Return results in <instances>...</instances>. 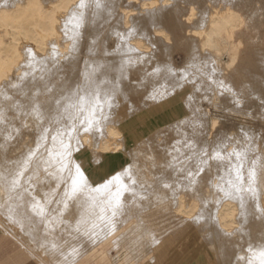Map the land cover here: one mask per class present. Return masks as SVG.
<instances>
[{
	"label": "rangeland",
	"instance_id": "1",
	"mask_svg": "<svg viewBox=\"0 0 264 264\" xmlns=\"http://www.w3.org/2000/svg\"><path fill=\"white\" fill-rule=\"evenodd\" d=\"M17 1H19V0H0V2H1L0 4L1 5L3 4V6H4V4L6 6H12L11 4H13V2H17ZM21 1H22V3H25L28 0H24V1L21 0ZM41 1H44L47 4L39 2L36 6L39 9L53 8V7H56V5L58 4L56 0H41ZM141 1L142 0H80V1H78L77 5L72 9V12L68 11L65 14V16L62 19V22H61V20H57L56 25L59 24L57 26H60V24L62 23L60 30H55V32H54L55 35L53 37H49V40H48V37L46 38V41L50 46L49 45L46 46L47 48L45 47L46 49L42 53H40V52L39 53H34V52L32 53L30 51L31 49L26 48L22 45L18 46L17 50L14 51L15 53L10 52L11 55H12V53L14 54V58H15L14 63L11 65V67L13 69L11 68V70L6 72V75H8V77H4V78L0 79V87H2L3 91H4V89L6 91V89H8V87L5 86L3 88V85L5 84L4 82L6 81L9 83V82H11V80L12 81L15 80V83L19 82L20 84H22V82H23L24 83V84H22L23 86H25V84L27 82L26 85L29 84L30 86H33V87H30V86H28V87H29V89L31 88L30 90H32L34 92H32V97H31L30 96L31 92L30 91L28 92V90H29L28 87H26L27 89H25V91L27 90L26 92H28V94H27V93H25V91H23L24 93H22V91L19 90V87L17 86L18 87L17 90L19 91V92L17 91L19 93V95H18L16 93V90H15L17 87L16 88L12 87V89H8L10 92L8 94V96L3 95V93L0 91V97H1L0 102L4 101L3 104H5V103L9 104L11 101V104H12L13 100H16L14 102V104L17 103L18 106H20V104L22 102L18 103V100H17V99H20L19 101H23V102L26 101L25 103H22L21 105L25 104L24 107L27 108L28 106L31 107V104H32L29 101L38 100L39 105H42V103L44 104V102H45V104L48 105L46 107L47 108L49 107V109L45 112H49V110H50V105L48 103L50 101V100H48L49 96H50V95H48V94H50L49 92H51V95L53 92L55 93V95H54V93L52 95V98H53V96L54 97L57 96L58 91L61 88H64L66 86L69 87L70 85L71 86L75 85L74 86L75 89L73 88V91L74 90L76 91L77 86L79 87V91L83 90L82 86H85L87 83L86 81H89V78H90V77H87L88 79L85 80V78L83 77L84 73L86 72L85 76H89L87 72L89 70H91L89 72V74H90L94 70L93 68H92L93 70L90 69L92 67L91 65H90L91 67L89 65L87 66L88 58L94 57L95 59H97L96 63H94L95 68H96V64L98 67L96 69V73L107 74L105 71H107L109 73L110 77L108 79H106V78L103 79L101 77L103 74L100 75L101 78L97 74L98 81H97V78H90L91 83H94V81L96 83V81L99 82V79L101 81L103 79L104 82H102V84L106 83V81H108L107 83H113L115 81L114 84H116V82L117 83L120 82V80H121L120 66L122 64H125V62L128 61L129 59H131L134 62H138L139 67H136L135 64L133 65L134 68H141L142 69V72L137 71L138 72L137 75L142 77L145 80H148V78L150 76L151 80L149 83H150L151 87L156 88V89H160L161 91H163L164 89H168V90H170V92L177 93L172 99H170V100H173V102H174L173 109L170 111V109H169L170 106L166 102L156 104V103H152V102L147 101L145 98L144 92H138V91H136L134 86L129 85L128 87L131 91V100L135 105V111H131L129 109V106L127 103L119 104L118 102L113 101L115 103V104L113 103L115 105V107L114 108L111 107L110 112L104 114L103 119L106 122L105 126L108 127L109 125L115 124V125H113V127H115V134L114 135H107V133L105 132L106 127L103 129L104 134L102 133V135L99 137L100 138L102 137L101 139H105L106 142L108 141L110 143V145L108 142H107V145L110 148L109 149H100L101 152L105 155L120 154L123 152L127 153V154L129 153L130 163L135 164V166L130 164L131 168L132 169L135 168L134 172L136 173L140 167L141 170L143 171V174H140L138 176L136 175L135 177L137 178V180H134L133 178L131 179L130 177H128V180H130V181L133 180L134 183L136 184V186L139 187L140 191H142L145 194H140V193L135 192V191L130 192V193H128V192L125 193L123 200L125 202L128 200L126 202L127 205H128V202H130V204H129L130 206L126 205V210H129V211H126V213L125 212L115 213L116 216H114L111 219V221L107 220L106 224L103 223L100 227H97L94 232L89 230L88 224H87V227H85L86 229L88 228L87 231L85 230V228H82L80 232H87L88 236L89 235H93V236L95 235L94 237L93 236H91V237L86 236V238H91V239L85 240L86 241L85 247L87 248L89 244H90L89 245V247H90L91 241L93 242V240H96L97 238L99 239L100 238L99 236L104 235V233H106L107 231H110L112 228H114V226H117V224L118 225L122 224V221H126L125 219H127V221H128L131 219V217H134L133 222H137L136 218L138 220L139 215L142 216L141 218H143L145 220L152 219L153 216H151L150 212L153 213L152 215L155 214L154 218L160 219V220L163 219V216H166L168 214V212L166 213V210L164 211V209L160 210V211L157 210V211H159L158 213L156 212V210H152V211L147 212L146 214L145 213L143 214L144 211H142V210H145V209H143L144 208L143 206H145L146 204L149 205V203H152L153 201H155L156 199L152 200L153 197H155V195L156 196L157 195L162 196V197L164 196L163 199L161 198V200L167 199V202L169 201V203H170L173 201V204H174V203H176L175 200H178L179 195L184 196L183 194L185 193L187 195H185V198L183 199V206H186L189 203L191 210L194 211V213H192L191 215L192 216L195 215V212L197 214L196 218H195L196 220L194 218H191L189 220L190 221L189 223L191 224L190 227L193 225L191 223V221L195 220V221H193V222H195V225L197 223L196 226L193 225L194 228L191 227L193 229V231H191L190 233H194L195 231L197 232V230H198V233L204 232V233H201V234H203V236L198 237L196 235H192V239H188V238L186 239L187 235L184 233L183 230L180 229L181 226L178 224L177 221H176L177 222L176 226L174 224V223H176L175 220L173 221L174 223L171 221L172 224H174V226L177 227V229H176V228H170V227H172V224L170 227H167L165 225V222L164 223H162V222L157 223V221L154 220V222L156 221L155 223H157V224L153 223L155 225V229H153V232H155L154 234L157 235L159 232H160V234L163 232L164 235L176 233L177 239L175 238L174 239L175 241H172L173 240V238H171L173 235L172 234V235H168V236H170V238L167 237L169 239L168 241H170V239H171L172 245L179 246V245H177L178 242L181 240H184L185 243L183 241L182 242L186 246V248H185L184 244L181 242V244H183L184 250H186V252H184L183 248L180 249L182 247V245H181V247L179 246L178 248H176L175 246H172L170 244V242H167V240L165 242V238H163L164 240L163 239L158 240V242L160 243L163 240L166 244L162 243L163 241L161 242L162 244L160 243V245L158 243L156 244L157 241L155 242V244L153 242L152 244L157 245V248H158V246H163L161 248L159 247L158 250H160L159 252L162 251L161 253L166 255V256L169 255L168 257H166V256L164 257V255L159 253L158 250H157V252H158V254H157V252H156L157 248L152 247L154 245H151V244H150L151 246L148 245L151 248L148 247L147 245H145V248H148L151 250V252L153 254V259L154 260L158 259L157 263L160 262V263H164V264L165 263L166 264L167 263L173 264L176 262V264H177V261H178V264H200V263L202 264L204 259L206 260V258L203 257L204 255H202L201 252L208 253L209 251L212 250L213 247L214 248L217 247V251L212 250L213 253L211 252L212 257L214 259L213 264H224L223 261L226 262L227 259L228 260L231 259L234 253L240 257H245L244 258L245 261H249V262H251V264H264V257L260 256V252L264 251V223H263V221H264V219H263L264 218V184H263L264 183V139H262V136H264V0H252V1L251 0H245V1H243L244 7L239 5L242 0H239L238 2L236 0L235 1L234 0H230V1L229 0L228 1L227 0L226 1L225 0H216V1L215 0H211V1L210 0H207V1L206 0H180L177 3L178 6H168V8H164V10L159 11L160 14L156 13L157 15L151 14V11L141 12L142 8L138 5V2H141ZM208 1H210V2H208ZM232 1H234V3H238V4H236L235 7L240 12L237 14V17H236V23L235 24L237 26L234 30L235 33L232 36H226V41L228 43L229 52L223 54L222 65L220 68L219 66H217L215 64L214 60H212L211 57H209L208 53H205V55L207 56V57H205V55L202 53V51L198 50L196 48V46L195 47H193V46L185 47V46L181 45L180 41L183 40L182 36H184V33H183V29L180 28L178 24L183 26V23H185L184 20L186 19V15L188 14V11L186 12L184 10L189 9L191 6L197 8V16L194 17V20H195V23L198 22L196 24L199 26L200 24L204 23L208 17V16H206L207 15L206 12L208 10V7L210 9L212 7H215V5L216 6H223V3L224 4L226 3V5L227 4L230 5ZM130 2H133V3H130ZM8 3H11V4L9 5ZM234 3H232L231 5L233 6ZM97 4H100L101 7L98 8ZM127 4H132V5H134V7L131 8L132 9V12H131L132 18L129 19V25L126 26L123 23V18L120 17V14H121V9L123 7H124L123 9H126V7L128 6ZM1 5H0V7H1ZM246 5L247 6L249 5L250 7H252V9L251 8L249 9L248 7H246ZM20 6H21V4H20ZM23 8L25 9V16L28 18L29 21L30 20L31 21H37L38 25L44 24L45 20L42 18V16L35 14V12L32 11V8H30L28 6H24ZM247 8H248V10H246ZM13 11L14 10H12V12ZM182 11H184V12H182ZM178 12H180V13H178ZM75 13H79L81 18H80V16L76 17ZM57 14H58V17L61 18V16L59 15L60 10L57 12ZM72 14H74V15H72ZM71 15H72V17L70 18ZM75 17H76L75 23L77 22V24H75V23L72 24L70 21H72V18L74 21ZM78 18H79V21H78ZM69 19H71V20H69ZM237 21H238V23H237ZM76 25H77V27H76ZM183 27H185V26H183ZM73 28L75 29L74 31H73ZM132 29H135V31H133ZM185 29H187V28L185 27ZM91 30L92 31L94 30V31L92 32ZM160 30L163 31V33H159ZM229 31L231 32V29H229ZM117 33H119V37H117ZM170 33H171V35H170ZM89 35L91 37H89ZM135 35L139 36V39H141L145 43V46L148 44L147 47H149V48L147 51H149V53L146 54L144 52L137 51V50H135L136 47L129 46L130 44H132V42H131L132 39L130 40L129 38L132 36H135ZM162 36L166 39L167 42H170L169 43L170 47H168L163 42ZM172 37L174 40L172 39ZM175 37L177 38V42L175 41L176 40ZM92 38L93 39L96 38L95 39L96 42L93 41ZM59 39H60V41H59ZM0 40H2L5 44H10L12 42V30L10 28L0 29ZM51 40H55L54 42H56V43H54ZM89 40L95 42V44L92 42H89ZM48 41H50V42H48ZM51 42H53V43H51ZM174 42H176V43H174ZM61 43H62V45H61ZM192 43H194V42L192 41ZM87 44H88V46H87ZM113 44L115 46L110 47ZM89 45L90 46L92 45V46L90 47ZM96 46H97V48H96ZM52 47H54V48L56 47L58 49L54 50V48L52 49ZM89 47H90V53L88 52ZM62 48L65 51L63 53L58 52V50L60 51V49L63 50ZM91 49H93V50L95 49L94 50L95 52L93 50H92L93 51L92 52ZM25 51H26V53H25ZM27 52H29V53H27ZM93 53H95V54L97 53V54L95 55ZM231 54H233L235 56V62L234 63H232V61H231ZM31 55H33V56H31ZM88 55H91V56H88ZM25 58H27V59H25ZM67 61H68V63H67ZM23 62L26 64H24ZM60 62L63 64H61ZM72 62L75 64H73ZM168 62H174L175 66H171L170 64H168ZM58 64H59V66H58ZM100 66H103V67L106 66L107 69L104 68L103 70H101ZM39 67H41V68H39ZM87 67H90L89 70L86 69ZM15 68L17 69L16 73H15V71H16ZM72 68L74 69L73 71L70 70ZM84 68H85V70H84ZM30 69H32V70H30ZM62 69H63V71H62ZM156 69H159V72H157ZM223 69H224V71H223ZM37 70H39V71H37ZM48 70H49V72H48ZM99 70L101 73L99 72ZM227 72H229V73H227ZM26 73H27V75L25 76ZM96 73L94 72V74H96ZM221 73L222 74L225 73L224 74L225 77H224V75H221ZM43 74H45V75L43 76ZM51 74L56 75V76H53ZM57 75L59 77L61 76L59 79H61V78L62 79L61 80L57 79L58 78ZM125 75H127L126 70H125ZM22 77H24V78L21 79ZM82 77L84 78V80ZM112 77L114 78L113 80H111ZM31 79H32V82H31ZM48 79H50V80H48ZM109 79L111 80L110 82H109ZM92 80H93V82H92ZM28 82H31V84H33V85H31ZM35 82H36V84H34ZM44 82L47 83V85L50 84L51 88L49 87V85L48 86L45 85ZM84 82H86V83L84 84ZM17 84H15V85H17ZM55 84H57V85H55ZM61 84H62V87H61ZM44 85L47 87H45ZM10 86H9V88H10ZM41 87L43 90L41 89ZM226 87L233 89V92H235V96L242 100L243 107L237 108L235 106V104L233 103V99H234L233 94L226 92L224 90ZM47 89L49 90V92L47 91ZM12 92H14L15 95ZM80 93H81V97H82L83 92H80ZM10 94H12V96H10ZM21 94H22V98H21ZM33 94H35V96ZM186 94H189L191 96L192 100L194 101V103L191 105V107L188 108V113L186 112V109H185V99L184 98H185ZM39 95H41L43 98ZM24 96H26V98ZM38 96L40 99L38 98ZM12 97H14L15 99ZM256 97H259V99H257ZM32 98H33V100H31ZM52 98L50 96V99H52ZM103 98H104V95L102 93V94H100V98H99L100 104L99 105L104 104V102L102 100H100ZM42 100H45V101L42 102ZM33 102L36 103L37 101L36 102L33 101ZM6 104L2 106V104L0 103V105H1L0 109L6 108V107H4V106H7ZM11 104H9V106ZM17 104H15L16 106L14 105L13 108L9 107V108H11V110L8 109V112H7L8 116L3 114L4 118L6 116L8 117V118L6 117V120H4L3 116H1L0 119L4 120L6 122L4 125V121H2L1 124H3V126H7L8 123H12V122H14V124L17 123L16 127H14V124L12 123L13 127H14L13 132L15 131L18 138L22 137L23 141H24V139L26 141L27 139L34 138V136H35V138L38 137V135L41 134L40 131H44V130L52 131L53 129H56L57 127H60L62 130H66L68 128L67 126H69V124L73 123V121H74L73 119H63V120H60L59 123H55V124L51 123L49 121V118L45 117L46 115H49V113H44V111L42 110V108H43L42 107L41 108L42 114H43V117L46 118V120L43 121L42 120L43 117H42L39 119V122H41V123H37L38 120L36 121V123H34L37 118L34 115H32L33 111L30 110L32 108L29 109L30 113H31L30 114L29 112L25 111L22 106L19 107L20 109H22V111L24 110L23 112L27 113V115H26V113L18 112L17 111L18 109H15V107H18ZM116 106H120V107L116 108ZM33 109H34V107H33ZM193 109H195V111H193ZM2 111H4V109ZM61 111H63V110H61ZM72 111H74V110H72ZM5 112L6 111H4L3 113H5ZM206 112L208 115L206 114ZM28 113L30 116H34L35 118L32 117V119L31 118L28 119V117H27ZM9 114L12 116H10ZM22 114H23V117H22ZM83 119L81 118L80 121ZM29 120H31L32 122ZM40 120H42V121H40ZM23 121L25 123H21ZM129 121H131V122H129ZM19 122H20V124H19ZM128 122L130 124H132V126L134 127V130L137 134L138 141H134L132 143H126V142L124 143V140L127 138V135H125L126 136L125 139L123 137H125L124 134H127V133L123 129V127ZM31 123H33V124H31ZM42 123L45 124L43 127L40 126L38 128V125H36V126L34 125V124L40 125ZM83 123L85 124V122H83ZM17 125H19L18 126L19 127L18 132L21 131V134H22L21 136L19 135L20 133L16 132L18 130V129H16ZM206 126H208V127H206ZM11 127H12V125H11ZM20 127H21V129H20ZM2 129H3V127H2ZM29 129H30V131L33 129V131H32L33 133L28 131ZM39 129H40V131H39ZM3 130H5V129H3ZM3 130H2V132H3ZM205 130H209L212 133V137L216 138L215 142L212 140L213 141L212 143H209V144L205 143L204 144V142L201 141L202 137L207 136L205 134ZM38 131H39V133H38ZM16 134H15V136H16ZM28 134H30L31 136H28ZM226 134L228 135V139L223 140V145H226V149H224L221 145V139ZM86 135L89 137V140H88L89 143L88 142H87L88 144L85 143V146L88 145L89 148H93L95 146L94 139L99 138V137H95L92 133H87ZM3 136L5 137V135H3ZM51 138H52V136H51ZM190 141H194V142H190ZM134 143H136V145L138 144V146H136ZM28 145L29 144L27 142H24V145H22L23 147L20 145V148L21 147L22 148H21V151L19 150L18 153H20L22 155V154H24L22 152H26L27 150H30L29 148L33 147L32 149H34V145H29V146ZM100 146H103V144ZM26 147L28 148L27 150L23 149ZM46 147H49V145H46ZM123 149H125V150H123ZM0 151L3 153V150H0ZM205 151L212 152L213 154H215L216 151H220L221 156L224 157V159L217 160V161H209L208 164H205L203 162L206 159V157H204V155H203V153ZM1 152H0V154H2ZM84 153L86 154L87 152L85 151ZM230 153H239L241 155L239 158H237L236 155H230ZM9 154H11L10 156L14 155L12 150H10V152H8V156H9ZM1 159H3V158L1 157ZM1 159H0V161H1L0 167L5 163V165L3 167H5V166L10 167V165H11L12 168L14 166L18 168L22 165L25 170L27 169V171H30L31 168H34V165L25 164L26 161H23L22 159H20V157L18 158L19 160H17L18 161L17 165L14 164L15 161L10 162L8 160L9 163H7L6 161L3 162V160H1ZM107 160H109L107 162L109 164H111V166L108 164L109 170L114 169L113 167L118 164V161H114V160H110V159H107ZM13 164H14V166H13ZM209 164L211 165L210 167H209ZM237 167H239V170H240L239 174L242 177L241 182L237 180V171H236ZM25 170H24V172L26 173ZM189 172L196 175L197 183H199V184H197V183L193 184L190 179H186V176ZM15 177H17V176H14V178ZM27 177H25V175H24L23 179H21L22 178L21 176H18L16 178V180L13 179L12 182L15 183V185H13V187H12V185L11 186H6V185L8 183L10 184L11 181L9 179L12 180L13 177H9L7 179L8 181L6 183V180H4V179L1 180L2 176H0V181H4V182H0V184H2V183L5 184L6 188H9V189H10V187H12L10 190H13L15 188L20 189L16 186H20L21 189H24L25 185H26L25 184L26 180H29V181L32 180V181H30V182H32V184L33 183H36V185L38 184L37 185L38 191L34 192L35 194H34V197L32 196L33 198H31L29 196L30 200H31L29 202L32 205L28 204V206L32 207L34 204L37 205L36 203H38L39 200L44 201L43 203L46 204L47 200H45L46 199L45 197L52 198L50 200H52L53 202L51 201L52 203H50L49 207L46 208L47 210H45V213L47 214V216L45 215V213H43V220L44 221L41 220L42 215L39 212H37L38 214L35 212L36 211V210H34L35 208L34 209L29 208V211H30V209H33L35 212V214H33L32 213L33 211H32L31 212L32 214L30 216L28 215V217H27V218L31 219V216H32V219H34L32 221L30 219H28V221L30 220L32 222L31 224H29L30 222L26 223L25 222L26 219L24 218L25 215H23V213H20L19 217L24 222H21L19 224V227L21 226V224L25 223L28 225V227H26L27 225L23 224L22 225L23 227L25 225L24 229H26L27 232L33 231L32 233L34 234V230H33L34 228L33 227L36 226L39 229V230L37 229L36 231L41 230V234H40V232H38V234H37V235L40 234V236H36L37 239H39L41 237V235H43V234H47V233L49 234V232H47V230L50 231V234H49V235H51L50 237H52V234H54L55 231H57L56 233L58 235L57 234L53 235V236L57 235V238L56 239H55V237L54 238L52 237V238L55 239V241L58 243L60 241V243L63 242L65 244L64 245L62 243L63 246H61L62 244L60 245L61 247L59 246L60 248L65 249L64 250V252H65L64 256L66 257L67 260L64 257L62 258L64 261V264L74 262L72 260L73 258L70 257V255L68 254V250L66 247V245L70 246V243L73 242V238H74L73 232L70 231L73 228H69V227H72L74 224L77 226V225H79V223L80 224H83V222L85 223L86 220H88L90 218V216L93 220L95 218L98 219V214L100 216L99 220H101L105 216L104 213L101 214L100 209H97L96 213L93 212L94 210L79 209V211H78V209H75V211L80 213V220H78V213H75V212L72 213L70 211L72 208L65 207V205L63 203H66V201H67V203H68L67 205H70L71 202H69V201L76 200V198H78L80 196V191H77L72 196V198L69 199L65 195L64 192H62V193L54 192L55 190H57V186H58L57 184H56V186H54L55 188L54 187L52 188V185L47 184L48 182L46 183V182H44L45 181L44 180L42 185L45 183V186L48 185L51 187V189H50L49 187L47 188L44 186L45 188H47L45 190L44 187L40 186V184H39L40 182L38 183L36 180H34V178L31 179L30 177H28L30 179H27ZM58 178H62V177H60V175H59ZM254 178L256 181L254 180ZM55 179H56V176H55ZM18 180H19L20 184L16 182ZM23 180H25V182H23ZM211 181L215 182V184H218L221 187L224 186L223 187L224 189L222 188L220 190L219 188H217L215 190L213 188L214 183ZM237 181H238L239 185H238ZM50 182H52V180H50ZM69 182L71 183V181H69ZM208 182L210 184H208ZM235 183L240 187H238ZM165 184H168L170 187L165 188L164 187ZM211 184H212V186L209 188V186ZM196 185H199V186H196ZM241 185L243 186L242 188H241ZM5 186H3V188H5ZM200 186H202V187H200ZM231 186H233L232 187L233 189L235 188L234 191H232ZM253 186L255 187V189H253L254 188ZM193 187H195V188H193ZM226 187H229L231 189V192L234 193V196L231 193L232 194L231 196H233V198L236 197V199L240 200L241 202L245 201L246 202L245 204H248L246 206H251L249 208L244 207L245 209L244 208L241 209L242 213H239V215L242 216V214H244L243 216L244 217L246 216V218H244L243 216L242 217L240 216L238 218L239 222L235 225L237 231H235L234 234H231V235H233V237L229 241H226L225 239H223L225 237V235H224L225 233H223V232L217 233L220 230V228H218L219 227L218 224L216 222L215 223L210 222L211 217L208 218L209 216H213V214H214V216L212 217V221L215 220V218H216L215 215L218 211V210L215 211L217 208V205L215 203H217L216 200H218V197L216 195H218L219 197H221V199H223L224 196L222 197V195H224V193L222 191L227 189ZM237 187L240 188L238 190V191H240V193L237 192V189H238ZM244 187L245 188L248 187V188L245 189ZM196 188L198 189L197 191L195 190ZM211 188L214 189V191L217 194ZM259 188H261L262 191ZM21 189H20V191H18L19 194L16 191L15 201L17 200V202H19V203L23 199L20 196H22V195L24 196V194H27V196L29 195L28 192H26V190L21 191ZM42 189H43V191H42ZM193 189L195 190V192H198V191L200 192V194H199V192L197 193L198 197L196 196L195 192L193 193V191H194ZM173 190L177 192V193L174 192V194H176V196H177V194H179L178 197L175 196L176 198H174V194L172 193ZM211 190H212V192H211ZM252 190H254L255 192L257 191V192L254 193V191H253L252 192V193H254V195H253L251 193ZM235 191L238 193V196H237V193H235ZM258 191H259V193H258ZM249 193H251V195H253V198L248 197V196H251ZM239 194H244L243 197L245 196V198H247L246 199L247 201L243 200L245 198H243L242 195L239 196ZM17 195H18V197H17ZM144 195L146 196V198H144ZM199 195H201V197L204 195L202 198L203 199L206 198L207 200L206 199L205 200L207 203L210 202L211 204L212 203L213 204L211 205L209 203L210 206H209V204H208L209 207L206 206L207 205L206 202L202 201V198ZM211 195L214 197V199ZM246 195H247V197H246ZM258 195H259L260 199H258L259 198ZM261 195H262V198H261ZM13 196H14V194H13ZM127 196H128V198H126ZM171 196L174 198L172 201H170L172 199ZM9 197H10V194L8 195L7 198H9ZM25 197H24V199H25ZM53 197H55V198H53ZM208 197H212V198L208 199ZM20 198H21V200H20ZM35 198L38 200H36ZM168 198H169V200H168ZM251 198H252V200H251ZM253 199H254V201H253ZM28 200H29V198H26L25 200H23L24 202H22V203L24 204V203H26V201L28 202ZM54 200H55V203L57 202L56 204L54 203ZM149 200H150V202L148 203ZM159 200H160V198L157 200L158 204H160L158 206H161V201H159ZM213 200H215L216 202ZM252 201H253V203H252ZM135 202L136 203L140 202L139 204L137 203L138 206H140V207L136 208V211L134 209L135 205H136V204L134 205ZM144 202L146 204H144ZM167 202L165 200L164 203H167ZM247 202H250L251 204L247 203ZM254 202H255V204L257 203V205H255ZM1 203H3V201ZM58 204H60L61 206ZM141 204H144L142 206L143 207L142 209H141ZM204 204H206L204 206L206 209L202 206ZM253 204H254L255 208L252 207ZM35 205H34V207H35ZM169 205H171V204H169ZM20 206H21V204L17 208L22 209L23 206H21V207ZM40 206H42V205H39V207ZM211 206L212 207L214 206L215 208L214 207L213 208L215 210ZM131 207H133L132 209L134 211L131 209ZM59 208L60 209L66 208L65 214H64V211L63 212L59 211L60 210ZM166 208H167V206H166ZM208 208H210V210ZM13 209H15V208H13ZM138 209H140L141 212L140 211L138 212L137 211ZM207 209H208V211H207ZM212 209L214 210V213H212L213 212ZM247 209H249L252 213L249 210H248L249 211V213H248V211H246ZM202 210H203V212H202ZM48 211H49V213H48ZM0 212H1L0 215H2L3 217H5L7 214V212L2 210V209L0 210ZM42 212H44V211H42ZM199 212H200V214H199ZM208 212H210L212 214L210 215V213L208 214ZM62 213H63V215H61ZM93 213L96 214L94 216V218L92 217ZM148 213H150V216H148ZM162 213H164V214L166 213V215H164ZM201 213H205L204 215L202 214L203 216L207 215V216L203 217V220L205 222L202 219H200V218H202ZM160 214H161V218L159 217ZM21 215H23V216H21ZM48 216H50V218L52 220L50 218H48ZM67 216H69V217H67ZM247 216H248V218H247ZM198 218L200 219L198 221L199 224L197 222ZM47 219H50L51 221L49 220L48 221L49 223H48ZM113 219H115V220H113ZM201 220L204 223H206V222L208 223V221H209V223L204 224ZM35 221H36V223H35ZM41 221L44 222V223H42L44 225L47 222V224L49 226H51V224L53 223L54 226L56 225V228L53 226L52 230H55V229H57V230L51 232L50 228H52V227H49L47 224H46L47 228L45 226L43 227L41 225ZM33 222L35 223V225ZM50 222H51V224H50ZM166 222H168V220ZM200 222L204 224L205 228L202 227L203 224H201ZM60 223H62V224L59 227ZM88 223L93 224L94 222L91 223L88 221ZM69 224H71V225H69ZM97 224H99V223H97ZM93 225H90V226H93ZM152 225H151V227H152ZM177 225H179V226H177ZM185 225L186 224H184V227H185ZM207 225H209V226L211 225L212 228L210 229V227L209 228L206 227ZM40 226H42L41 227L42 229L40 228ZM140 226H142V225H140ZM21 227H20V229H22ZM61 227H62V229L64 228V230H66L65 228L70 229V230L68 229L66 231V232L70 231L72 234L71 236L73 237L71 240L72 242L70 241L69 244H68V242L71 239V236L66 237V239H65L64 234L65 235L67 234L66 236H69L68 233H70V232H68V233H66L65 231L61 232L62 231ZM117 227H119V226H117ZM132 227L134 229V230L132 229L133 231H137V232L140 231V230H135L134 225ZM135 227H136V229H139V226L136 225ZM144 227L141 229L144 230L146 228V227L145 228ZM178 227H180V228L178 229ZM184 227H182V229ZM90 228H92V227H90ZM43 229H44V232H43ZM146 229L148 231L152 230L150 228L149 229L146 228ZM146 229H145V231H147ZM45 230H46V232H45ZM143 230H141L140 232H142ZM72 231H74V230H72ZM215 231H216V233H214ZM60 232L63 235L60 234ZM90 232H92V233H90ZM210 232L212 235L210 234ZM59 235H60V237H59L60 240H58ZM76 236H77V234H76ZM206 236L209 237V240L205 238ZM79 237L80 236L77 237V240H81L82 236L80 238ZM83 237L85 238V234L83 235ZM203 237L205 238V240ZM101 238H103V237H101ZM200 238H202L203 240H201ZM62 239L63 240L65 239L67 241V243H65L66 241L65 240L63 241ZM148 240L150 241L151 238ZM186 240H189V242L192 240V242H195V245H197L199 247L193 245L192 242L188 243V245H187L186 242H188V241H186ZM229 242L231 243L230 245H229ZM201 243H203V244H201ZM163 244L166 246V248L164 247ZM204 244L209 246L207 248L208 251H205V249H204V251L202 250V248H203L202 246ZM224 244H225V247H224ZM105 245H107V247L104 246L105 249H107L108 247L109 248L113 247L111 240L106 242ZM132 245H134V249H136L135 246H137V243L135 245V243L133 242ZM132 245L130 243L129 246H132ZM187 246L189 248H191V249H188V251H187V248H188ZM79 247L83 248L84 246H82V244H81ZM142 247H144V246H142ZM48 248H49V246H48ZM152 248H153V250H152ZM162 248H163V250H162ZM169 248H170V250H168ZM210 248H211V250H210ZM219 248L221 250L220 252H219ZM224 248L226 249L227 252L228 251L230 252L232 250L230 252V256L226 257V259L222 258V252L225 251V250H223ZM105 249H95L96 253L92 254V256H97L100 253L103 254V257L107 256ZM179 249L182 250L183 253H186L187 256H184L186 254H183ZM192 249H194L193 253H196L197 255L192 254ZM167 250L169 252L174 250L175 252L174 251L173 252L177 253L176 258L173 255L175 262L174 261L171 262L172 257H171V259H169L173 252H171V254H169V252L167 253ZM240 250H241V252H240ZM52 251L54 252V250H52ZM189 251L191 252V255H188L189 253H187V252H189ZM214 253H215V255H214ZM216 253L219 255V257H218V255H216ZM231 253H233V254H231ZM160 254L165 259L161 258ZM180 254L182 256H180ZM47 255H49V254H47ZM156 255H157V257H156ZM158 255H160V256H158ZM68 256H69V259H68ZM178 256H180V258H178ZM198 256L201 257L200 258L201 260L198 259ZM158 257H160L161 260H159L160 258H158ZM217 257H218V259H217ZM176 259H177V261H176ZM107 260L109 261V264H113V263L116 264L115 262L112 263L109 260L108 256H107ZM218 260L219 261L221 260V261L219 262ZM148 264H152V263L148 262ZM208 264H209V262H208ZM242 264H243V262H242Z\"/></svg>",
	"mask_w": 264,
	"mask_h": 264
},
{
	"label": "bare ground",
	"instance_id": "2",
	"mask_svg": "<svg viewBox=\"0 0 264 264\" xmlns=\"http://www.w3.org/2000/svg\"><path fill=\"white\" fill-rule=\"evenodd\" d=\"M24 1V0H23ZM57 1V5H56V7H53V8H48V9H39V8H37L36 6H37V4L39 3V2H41V3H46V2H44V1H41V0H28V1H26L25 3H22V1L21 0H19V1H17V2H13V4H11V3H8L9 5L11 4L12 6H6L5 4H4V6H3V4L1 5V7H0V29H3V28H10L11 30H12V42L10 43V44H5L2 40H0V79H2V78H4V77H8V75H6V72L7 71H9V70H11V65L14 63V61H15V58H14V54L12 53V55L10 54V52H14V51H16L17 50V48H18V46L19 45H22V46H24V47H26V48H29V49H31L30 51L33 53H42L47 47L46 46H48L49 44L47 43V41H46V38L48 37V40H49V37H53L55 34H54V32H55V30H60V27H61V25H62V23L60 24V26H57V25H59V24H57L56 25V22H57V20H61V22H62V19H63V17L65 16V14L68 12V11H71L72 12V9L77 5V3H78V1H80V0H56ZM180 0H142L141 2H138V5L142 8V11L141 12H146V11H151V14H153V15H157L156 13H158V14H160L159 13V11H161V10H164V8H168V6H178L177 5V3L179 2ZM207 1V0H206ZM211 1V0H210ZM210 1H208V2H210ZM216 1V0H215ZM226 1V0H225ZM228 1V0H227ZM230 1V0H229ZM235 1V0H234ZM234 1H232L231 2V4L232 3H234ZM237 2L239 1V0H236ZM243 1H245V0H242L241 2H240V4L239 5H241V6H243L244 7V2ZM252 1V0H251ZM250 1V2H251ZM207 2V3H208ZM214 2V1H213ZM224 2V1H223ZM222 2V3H223ZM1 3V2H0ZM130 3H133V2H130ZM137 3V2H136ZM218 3V2H217ZM20 4H21V6H20ZM47 4V3H46ZM229 5V4H227L226 5V3L224 4L223 3V6H216L215 5V7H212V8H210L209 9V7H208V10H207V12H206V16H208L207 17V19L205 20V22L204 23H202V24H200L199 26L196 24V23H198V22H196L195 23V20H194V17H196L197 16V8L196 7H190L189 9H186V10H184V11H188V14L186 15V19L184 20V22L185 23H183V26H185L187 29H185V27H183V26H181L180 24H178L179 25V27L180 28H182L183 29V33H184V36H182L183 37V40L182 41H180V43H181V45H183V46H185V47H191V46H193V47H195L196 46V48L198 49V50H200V51H202V53L205 55V53H208L209 54V57H211V59L212 60H214V62H215V64L217 65V66H219L220 68H221V65H222V56H223V54L224 53H227V52H229V49H228V43H227V41H226V36H232L234 33H235V28H236V17H237V14L240 12L235 6H236V4H238V3H234L233 4V6L232 5ZM128 5V6H127ZM125 7H126V9H121V14H120V17H122L123 18V23L127 26V25H129V19L130 18H132V14H131V12H132V9L131 8H133L134 7V5H132V4H127ZM24 6H28V7H30V8H32V11L33 12H35V14H38V15H40V16H42V18L45 20L44 21V24H42V25H38L37 24V21H29L28 20V18L25 16V9L23 8ZM40 6V5H39ZM212 6V5H211ZM246 7H248L249 9L251 8L252 9V7H250L249 5L247 6L246 5ZM248 8L246 9V10H248ZM12 10H14L13 12H12ZM60 10V16H61V18L60 17H58V14H57V12ZM173 10V9H172ZM257 10V9H256ZM184 11H182V12H184ZM178 13H180V12H178ZM72 15H74V14H72ZM72 15L70 16V18L72 17ZM75 15H76V17L78 16H80V14L79 13H75ZM240 15V14H239ZM256 15V14H255ZM76 17H75V19H74V21H73V18H72V21H70L72 24H74L75 23V20H76ZM38 18V17H37ZM80 18H81V16H80ZM41 19V18H40ZM69 20H71V19H69ZM78 21H79V18H78ZM43 22V21H42ZM182 23V22H181ZM237 23H238V21H237ZM75 24H77V22L75 23ZM38 25V26H37ZM176 25V24H175ZM75 26V25H74ZM76 27H77V25H76ZM79 28V27H78ZM94 29V28H93ZM229 29H231V32L229 31ZM75 29L73 28V31H74ZM9 31V30H8ZM92 31V30H91ZM94 31V30H93ZM92 31V32H93ZM58 32V31H57ZM91 32V33H92ZM168 32V31H167ZM72 33V32H71ZM159 33H163V31H159ZM69 34V33H68ZM73 34V33H72ZM94 34V33H93ZM92 34V35H93ZM10 35V34H9ZM95 35V34H94ZM170 35H171V33H170ZM89 37H91L90 35H89ZM88 37V38H89ZM93 37V36H92ZM160 38V37H159ZM162 38H163V42L168 46V47H170V42H167L166 41V39L162 36ZM176 38V37H175ZM58 39V38H57ZM93 39V38H92ZM96 38H94L93 39V41H95L96 42V40H95ZM130 40L132 39V44H130L129 46H131V47H136V49L135 50H137V51H140V52H144V53H149V51H147L148 50V48L149 47H147L148 46V44L145 46V43L141 40V39H139V36L138 35H135V36H132V37H130L129 38ZM172 39H173V37H172ZM232 39V38H231ZM91 40V39H90ZM89 40V42H92L93 43V41H90ZM174 40V39H173ZM51 41H55V40H51ZM59 41H60V39H59ZM65 41V40H64ZM176 42H177V38H176V40H175ZM192 41L194 42V43H192ZM231 41V40H230ZM48 42H50V41H48ZM53 42H51V43H53ZM176 42H174V43H176ZM54 43H56V42H54ZM147 43V42H146ZM58 45V44H57ZM61 45H62V43H61ZM94 45V44H93ZM175 45V44H174ZM50 46V45H49ZM87 46H88V44H87ZM90 46V45H89ZM92 46V45H91ZM90 46V47H91ZM46 47V48H45ZM90 47H89V53H90ZM234 47V46H233ZM54 47H52V49H53ZM96 48H97V46H96ZM237 48V47H236ZM55 49H58V48H54V50ZM63 49V48H62ZM48 50V49H47ZM93 49H91V51H92ZM95 50V49H94ZM93 50V51H94ZM27 51V50H26ZM26 51H25V53H26ZM65 50L63 49V50H61L60 49V51L58 50V52H61V53H63ZM92 51V52H93ZM95 52V51H94ZM15 53V52H14ZM27 53H29V52H27ZM93 54H95V53H93ZM97 54V53H96ZM95 54V55H96ZM239 54V53H238ZM25 55V54H24ZM27 55V54H26ZM31 56H33V55H31ZM88 56H91V55H88ZM230 56V55H229ZM96 57V56H95ZM205 57H207L206 55H205ZM20 58V57H19ZM33 58V57H32ZM97 58V57H96ZM25 59H27V58H25ZM96 60L97 59H95L94 57H90V58H88V64H87V66L89 65H91L90 67H87L86 69L87 70H89V68L90 69H92L93 71L89 74V72L91 71V70H89L87 73H88V75L89 76H87V77H90V78H97V74L98 73H96V69L98 68L97 67V64H96V68H95V65H94V63H96ZM33 61V60H32ZM36 61V60H35ZM230 61V60H229ZM231 61H232V63H234L235 62V56L233 55V54H231ZM19 63V62H18ZM24 63V62H23ZM32 63V62H31ZM53 63V62H52ZM61 63V62H60ZM67 63H68V61H67ZM73 63V62H72ZM24 64H26V63H24ZM61 64H63V63H61ZM73 64H75V63H73ZM168 64H170L171 66H175L174 64V62H168ZM34 65V64H33ZM32 65V66H33ZM53 66V65H52ZM58 66H59V64H58ZM64 66V65H63ZM75 66V65H74ZM20 67V66H19ZM66 67V66H65ZM223 67V66H222ZM39 68H41V67H39ZM53 68V67H52ZM57 68V67H56ZM59 68V67H58ZM100 68H101V70H103L104 68L105 69H107V67L106 66H100ZM13 69V68H12ZM16 69V68H15ZM19 69V68H18ZM30 70H32V69H30ZM43 70V69H42ZM46 70V69H45ZM58 70V69H57ZM56 70V71H57ZM71 71H73L74 69L72 68V69H70ZM84 70H85V68H84ZM222 70V69H221ZM15 71V70H14ZM28 71V70H27ZM37 71H39V70H37ZM36 71V72H37ZM51 71V70H50ZM55 71V72H56ZM61 71V70H60ZM62 71H63V69H62ZM98 71V70H97ZM137 71H141L142 72V69L141 68H136V75L138 74V72ZM223 71H224V69H223ZM222 71V72H223ZM17 72V69H16V71H15V73ZM48 72H49V70H48ZM47 72V73H48ZM67 72V71H66ZM85 72V71H84ZM94 72L96 73V74H94ZM99 72H100V70H99ZM107 74H103V73H101V74H98L99 75V77H100V75H102L101 77L104 79V78H106V79H108L109 77H110V75H109V73L107 72V71H105ZM23 73V72H22ZM25 73V72H24ZM28 73V72H27ZM31 73V72H30ZM35 73V72H34ZM86 73V72H85ZM85 73H84V78L86 77L85 76ZM121 73V72H120ZM119 73V74H120ZM227 73H229V72H227ZM39 74V73H38ZM67 74V73H66ZM65 74V75H66ZM70 74V73H69ZM225 73H221V75H224ZM23 75V74H22ZM41 75V74H40ZM45 74H43V76H44ZM51 75H53V74H51ZM87 75V74H86ZM15 76V75H14ZM42 76V77H43ZM47 76V75H46ZM45 76V77H46ZM53 76H56V75H53ZM58 76V75H57ZM10 77V76H9ZM25 77V76H24ZM38 77V76H37ZM48 77V76H47ZM61 77V76H60ZM59 76H58V78L57 79H59L60 78ZM82 77V78H83ZM100 77V78H101ZM224 77H225V75H224ZM11 78V77H10ZM32 78V77H31ZM56 78V77H55ZM84 78H83V80H84ZM90 78H89V81H86V82H84V84L86 83V85L85 86H82L83 87V90H81V91H79V93H78V97H77V101L79 100V98L81 97V93L80 92H83V96H82V98H83V104L81 105L82 106V108H83V110L82 111H79V112H75V110H74V112H75V115H76V119H73L74 121H73V123H71V124H69V126H67L68 128L66 129V130H62L60 127H57L56 129H53L52 131H47V130H44V131H40V129H39V131L41 132V134L40 135H38V137H36L35 138V136H34V138H31V139H27L26 141H25V139H24V141H23V138L22 137H20L22 134H21V131L20 132H18L19 131V125H17V128L16 129H18L16 132L17 133H20L19 135V137L20 138H18L17 137V134L15 133V131L13 132V130H14V127H16V124H14V122H12L13 124H14V127H13V124L12 123H8V125L7 126H3V124H1L2 123V121H4V120H6V117L8 116L7 115V112H8V109H10L11 110V108H13L14 107V105L15 104H17V103H15L14 104V102L16 101V100H13V102H12V104H11V101H10V103L9 104H11L10 106H9V104H6L7 106H4V107H6V108H3L4 109V111H6L5 113H3L4 111H2L3 109H0V118H1V116H3V114L4 115H7L5 118H4V116H3V118H4V120H2V119H0V150H3V153L2 154H0V159H1V157L3 158V159H1V160H3V162L4 161H6L7 163H9V161L11 162V161H15V165H17V163H18V161L17 160H19L18 158L20 157V159H22L23 161H26V163L25 164H31V165H34V168H31L30 169V171H27V169L25 170L24 169V167L21 165L20 167H15L14 166V164H13V168H12V166L10 165V167H8V166H5V167H3L4 165H5V163L0 167V176H2V178H1V180H6V183H7V179L9 178V177H13L12 178V180L11 179H9L11 182L13 181V179H15L16 180V178L18 177V176H21L22 178L21 179H23V176L25 175V177H30L31 179L32 178H34V180H36L39 184H40V186H42V187H44L45 186V183L42 185V183H43V181L44 182H48L47 184H50V185H52V188L54 187V186H56V184L58 185L57 186V190H55L54 192H56V193H62V192H64V193H66V192H68L69 191V187H68V185L70 184V182L69 181H71L70 179H69V177L71 176V171H73L74 170V168H75V166L76 165H79V166H81L84 170H86L87 171V173H88V175L90 176V178H91V180L92 181H99L102 177H104V176H106L107 174H109V173H111V172H114L115 174H114V176L112 177V179H113V181H114V183L112 184V185H109V189H101V191H99V192H97V191H94L93 190V186L90 184L89 185V187L87 188V189H85V190H83V191H80V190H77V191H80V196L78 197V198H76V200H73V201H69V202H71V204L70 205H67L68 203H67V201H66V203H63L64 205H67V207H70V208H72L70 211L72 212V213H78V220H80V213L79 212H77V211H75V209H78V211H79V209H83V210H94L93 212H95L96 213V211H97V209H100V213L101 214H103L104 213V218L103 219H101V220H99L100 218V216H99V214H98V219H92L91 218V216H90V218L88 219V220H86V222L84 223L83 222V224H80L79 223V225H73L72 227H69V228H73L72 230H74V231H72V230H70L69 228V230L71 231V232H73V237L71 236L72 234H71V232L70 231H68V232H70V233H68V232H66L68 229L67 228H65L66 230H64V228L62 229V227H61V229H62V231L61 232H63V231H65L66 233H68L69 234V236H66L65 234H64V236H65V239H66V237H70L71 236V239L69 240L68 238V240H69V242H68V244L70 243V241L72 240V238H73V242L72 243H70V246H67L66 245V247H67V250H68V254L70 255V257H72L73 259L72 260H76L79 256H83V255H92V254H95L96 253V251H95V249H105L104 248V246L105 247H107V245H105L106 244V242H108L109 240H111V242H112V245H113V247L112 248H107V249H105L106 250V253H107V256H108V258H109V260L112 262V260L116 263V264H148V262H151L152 264H164V263H160V262H158L157 263V261H158V259H156V260H154L153 259V254H152V252H151V250L150 249H148V248H145V245H154L155 244V242L156 241H158V240H160V239H163V238H165V242H166V240H167V242H170V244H171V239H170V241H168L169 239L167 238V237H169L170 238V236H168V235H172V234H165L164 235V233L162 232L161 234H160V232L156 235V234H154L155 232H153V229H155V225L153 224V223H155L156 221H157V223H164L165 222V225L167 226V227H170L171 226V224H172V222L175 220V222L177 221L178 222V224L181 226V228L180 227H178V229L180 228L181 230H183L184 231V233L187 235H185L186 236V239L188 238V239H192V235H196V236H198V237H202L203 236V234H201V233H204V232H199L198 233V230H197V232L195 231L194 233H190L191 231H193V229L191 228V227H193L194 228V226L193 225H195V222H193V221H195L196 219V212H195V215H191L192 213H194V211L193 210H191V208H190V205H189V203H188V205H186V206H183V199L185 198V195H187V194H183L184 196H182V195H179V194H177V196H176V194H174V192L175 193H177L176 191H172V193L174 194V198H176V197H178V195H179V197H178V200H175L176 201V203H174L173 204V197H172V199L170 200V201H172V202H170L169 203V201L167 202V199H165L166 200V202L167 203H164L165 202V200H161V198L163 199V197L162 196H156L155 195V197H153V199L152 200H154V199H156L155 201H153L152 203H149L150 202V200L148 201V203H149V205L148 204H146L145 202H144V204H146L145 206H143L144 204H141V209L143 208V209H145V210H142V211H144L143 212V214L145 213H147V212H149V211H152V210H156V212L158 213L160 210H163L164 209V211L166 210V213L168 212V216L166 215V213L164 214V213H162V214H164V215H166V216H163V219H156V218H154L155 217V214L154 215H152L153 213L152 212H150L151 213V216H153V218L152 219H148V220H145V219H143V218H141L142 216H140L139 215V217L141 218H139L138 217V220H137V218H136V221L137 222H133V220H134V217H131V219L130 220H128L127 221V219H125L126 221H122V224H117V226H119V227H117V226H114V228H112L110 231H107L106 233H104V235H101V236H99L100 238L98 239H96V240H93V242L91 241V246L89 247V245H88V247L86 248L85 246H86V239H91V238H86V236H88V234L87 235H85V238L83 237V235L85 234V233H87V232H80L81 231V229L82 228H85V227H87V224L89 225V230H91V231H95L96 230V228L97 227H100L103 223H105L106 224V221L107 220H110L111 221V219L114 217V216H116V215H113V212H115V213H121V212H125L126 213V211H129V210H126V205H127V201L125 202L123 199H124V194L125 193H130V192H138V193H140V194H145V193H143L142 191H140V189H139V187H137L136 186V184L134 183V181L133 180H128V177H130L131 179L133 178L134 180H137V178L135 177L136 175L138 176V175H140V174H143V171L141 170V168L139 167V169H138V171L135 173L134 171H135V168L134 169H132L131 168V165H134L135 166V164L134 163H130V156H129V153L127 154V153H120V154H109V155H105V154H103L102 152H101V150L100 149H109L110 147L107 145V142H106V140L105 139H101L99 136H101L102 135V133L104 132V128L106 127L105 126V121H104V114L105 113H108V112H110V108L111 107H109V103H108V101L111 99V91H112V88H113V85H114V82L113 83H107L108 81H106V83H104V84H102V82H104L103 81V79H102V81L99 79V82H97L98 81V78H97V81H96V83H95V81H94V83H91L90 82ZM9 79V78H8ZM12 79V78H11ZM19 79V78H18ZM27 79V78H26ZM62 79V78H61ZM61 79H59V80H61ZM88 79V78H87ZM111 79V78H110ZM109 79V82L111 81V80H113L114 78L112 77V79L110 80ZM226 79V78H225ZM48 80H50V79H48ZM53 80V79H52ZM51 80V81H52ZM94 80V79H93ZM93 80H92V82H93ZM96 80V79H95ZM4 81V80H3ZM30 81V80H29ZM58 81V80H57ZM17 82V81H16ZM25 82V81H24ZM31 82H32V79H31ZM31 82H28V83H30L31 84ZM48 82V81H47ZM53 82V81H52ZM67 82V81H66ZM90 82V83H89ZM5 84L3 85V88L5 87V86H7L8 87V89H12V87H14V88H16L17 86L19 87V90H21L22 91V93H24L23 91H25V89H27L26 87H28V86H30L29 84L28 85H26L27 84V82H26V84H25V86H23L22 84H24L23 82H22V84H20L19 82H17V83H15V80L14 81H12L11 80V82H4ZM45 83V82H44ZM43 83V84H44ZM55 83V82H54ZM69 83V82H68ZM67 83V84H68ZM117 83V82H116ZM15 84H17V85H15ZM34 84H36V82L34 83ZM64 84V83H63ZM66 84V83H65ZM83 84V83H82ZM83 84V85H84ZM11 85V86H10ZM31 85H33V84H31ZM38 85V84H37ZM45 85H47V83H45ZM44 85V86H45ZM49 85V87H50V84H48ZM47 85V86H48ZM55 85H57V84H55ZM69 85V84H68ZM9 86H10V88H9ZM47 86H45V87H47ZM64 86V85H63ZM71 86V85H70ZM74 86L75 85H73V88H74ZM18 87L15 89L16 90V93L19 95V91L17 90L18 89ZM30 87H33V86H30ZM40 87V86H39ZM61 87H62V84H61ZM67 87V86H66ZM66 87H64L65 89H66ZM51 88V87H50ZM53 88V87H52ZM8 89H6V91H5V89H4V91H3V89H2V87H0V91L3 93V95H5V96H8V94L10 93L9 92V90ZM28 89H29V87H28ZM31 89V88H30ZM28 90V92L30 91L31 92V94H30V96L32 97V92H34V91H32V90ZM34 89V88H33ZM41 89H42V87H41ZM75 89V88H74ZM8 90V91H7ZM39 90V89H38ZM43 90V89H42ZM51 90V89H50ZM76 90H77V88H76ZM18 91V92H17ZM20 91V92H21ZM27 91V90H26ZM25 91V93H27L28 94V92H26ZM47 91L49 92V90L47 89ZM52 91V90H51ZM75 91V90H74ZM46 92V91H45ZM56 92V91H55ZM13 94H14V92H12ZM38 93V92H37ZM50 94H48V95H50L51 96V98H52V95H53V93H52V95H51V92H49ZM103 93V95H104V98L103 99H100V100H102L103 102H104V104H102V105H99L100 103H99V98H100V94H102ZM44 94V93H43ZM46 94V93H45ZM15 95V94H14ZM24 95V94H23ZM26 95V94H25ZM34 96H35V94H33ZM47 95V94H46ZM45 95V96H46ZM54 95H55V93H54ZM10 96H12V94H10ZM9 96V97H10ZM27 96V95H26ZM26 96H24L25 98H26ZM39 96H41V95H39ZM39 96H38V98H39ZM50 96H49V99L48 100H51L50 99ZM42 97V96H41ZM54 97V96H53ZM1 98V97H0ZM12 98H14V97H12ZM21 98H22V94H21ZM30 98V97H29ZM35 98V97H34ZM43 98V97H42ZM126 98V97H125ZM15 99V98H14ZM40 99V98H39ZM46 99V98H45ZM5 100V99H4ZM18 100V103L19 102H22V103H25V102H23V101H19L20 99H17ZM22 100V99H21ZM25 100V99H24ZM31 100H33V98L31 99ZM33 101H37L36 103H34ZM33 101H29L30 103H32L31 104V107H27V108H25L24 107V105L25 104H23V105H21L20 104V106H22L23 107V109L25 110V111H27V112H29L30 113V110L31 111H33L32 109H33V107L35 108L37 105H39L38 104V100H33ZM43 101H45V100H42V102ZM77 101H74V102H77ZM4 102V101H3ZM3 102H0L1 104H2V106L3 105H5V104H3ZM6 102V101H5ZM48 102V101H47ZM40 103V102H39ZM114 103V102H113ZM166 103H168V105L170 106V111L173 109V105H174V102H173V100H167L166 101ZM44 104H45V102H44ZM43 103H42V105H44ZM115 104V103H114ZM120 104V103H119ZM1 106V105H0ZM16 106V105H15ZM17 106H18V104H17ZM20 106H18V107H15V109H18L17 111L18 112H23L22 111V109H20L19 107ZM27 106V105H26ZM45 107H43L42 108V110L44 111V113H49V112H45V111H47L48 109H49V107L47 108L46 106H48L47 104H45L44 105ZM127 106V105H126ZM9 107H11V108H9ZM118 107H120V106H116V108H118ZM1 108V107H0ZM30 108H32V109H30ZM46 108V109H45ZM30 109V110H29ZM120 109V108H119ZM20 110V111H19ZM42 110H41V113H42ZM61 110H63V109H61ZM102 111V112H101ZM11 113V112H10ZM23 113H26V112H23ZM29 113H28V119L29 118H31L32 119V117H34V116H30L29 115ZM31 114V113H30ZM206 114H207V112H206ZM10 115V114H9ZM25 115V114H24ZM26 115H27V113H26ZM25 115V116H26ZM32 115H33V113H32ZM108 115V114H107ZM208 115V114H207ZM10 116H12V115H10ZM24 116V117H25ZM30 116V117H29ZM45 116V115H44ZM126 116V115H125ZM18 117V116H17ZM22 117H23V114H22ZM43 117V114H42V116L40 117V118H42ZM46 118L48 117L49 118V115H46L45 116ZM45 117H43V121L44 120H46V118ZM108 117V116H107ZM8 118V117H7ZM11 118V117H10ZM35 118V117H34ZM33 118V119H34ZM45 118V119H44ZM83 119V120H81L80 121V119ZM23 119V118H22ZM25 119V118H24ZM14 120V119H13ZM17 120V119H16ZM21 120V119H20ZM35 120V119H34ZM33 120V121H34ZM42 120H40V121H42ZM85 120V121H84ZM106 120V119H105ZM10 121V120H9ZM29 121H31V120H29ZM36 121H37V119L35 120V122L34 123H36ZM71 121V120H70ZM85 122V124L83 123V122ZM8 122V121H7ZM32 122V121H31ZM72 122V121H71ZM129 122H131V121H129ZM126 123L125 125H124V127H123V129L126 131V133L127 134H124V136L125 135H127V138H126V136L125 137H123L124 139V143L126 142V143H132V142H134V141H138V138H137V134H136V132H135V130H134V127L132 126V124H130V123ZM5 121H4V125H5ZM21 123H25L24 121L23 122H21ZM37 123H41V122H39V120L37 121ZM19 124H20V122H19ZM31 124H33V123H31ZM43 124V123H42ZM34 124L35 126L36 125H38V128L40 127V126H44L45 124ZM113 124V123H112ZM118 124V123H117ZM214 124V123H213ZM11 125H12V127H11ZM33 125V126H34ZM87 125V126H86ZM113 125H115V124H113ZM113 125H107L108 127H106V129H105V132L107 133V135H114L115 134V127H113ZM215 125V124H214ZM2 127H3V129H5V130H3L2 129ZM11 127V128H10ZM53 127V126H52ZM51 127V128H52ZM56 127V126H55ZM88 127V128H87ZM206 127H208V126H206ZM214 127V126H213ZM8 130H7V129ZM11 130H10V129ZM24 128V127H23ZM26 128V127H25ZM31 128V127H30ZM3 130V132H2V130ZM20 129H21V127H20ZM27 129V128H26ZM85 129H87V131H85ZM122 129V130H123ZM25 130V129H24ZM55 130V131H54ZM121 130V129H120ZM28 131H30V129L28 130ZM33 131V129L30 131V132H32ZM39 131H38V133H39ZM16 134V136H15V134ZM24 133V132H23ZM27 133V132H26ZM33 133V132H32ZM87 133H92L95 137H99V138H95L94 139V143H95V146L93 147V148H89L88 147V145L87 146H85V143H89V137L86 135ZM121 133V132H120ZM104 134V133H103ZM205 134L207 135L206 137L204 136V137H202V139H201V141H203L204 142V144L205 143H212L213 141L215 142V139L216 138H214V137H212V133L209 131V130H205ZM3 135H5V137L3 136ZM27 135V134H26ZM214 135V134H213ZM28 136H31L30 134H28ZM51 136H52V138H51ZM4 137V138H3ZM25 137V136H24ZM105 137V136H104ZM113 137V136H112ZM28 138V137H27ZM114 138V137H113ZM118 140V139H117ZM213 140V141H212ZM77 141H80V150L79 151H77L76 150V145H77ZM24 142H27L29 145H34V149H32L33 147H31V148H29L30 150H27L28 148V146L26 147V148H23V149H26L27 151L26 152H22V153H24V154H20V153H18L19 152V150L21 151V148L23 147L22 145H24ZM117 142V141H116ZM190 142H194V141H190ZM87 143V144H88ZM91 143V142H90ZM109 143V142H108ZM114 143V142H113ZM119 143V142H118ZM117 143V144H118ZM26 144V143H25ZM65 144H70L72 147H71V149H70V152H71V155H67V156H65L64 155V147H63V145H65ZM103 144V146H100V145H102ZM112 144V143H111ZM116 144V145H117ZM135 145H136V143H134ZM20 145L22 146L21 148H20ZM27 145V144H26ZM25 145V146H26ZM46 145H49V147H46ZM94 145V144H93ZM92 145V146H93ZM109 145H110V143H109ZM134 145V146H135ZM24 146V147H25ZM91 146V147H92ZM136 146H138V144L136 145ZM125 148V147H124ZM10 150H12V152L14 153V155L13 156H10L11 154H9V156H8V152H10ZM112 150V149H111ZM120 150V149H119ZM123 150H125V149H123ZM122 150V151H123ZM25 151V150H24ZM87 152L86 154L84 153V152ZM5 152V153H4ZM112 153V152H111ZM18 154V155H17ZM17 155V156H16ZM16 156V157H15ZM107 159H110V160H114V161H118V164L117 165H115L113 168L114 169H110L109 170V166H108V162L107 161H109V160H107ZM9 160V161H8ZM97 161H100V163H99V165H97ZM0 163H1V161H0ZM24 163V162H23ZM131 164V165H130ZM19 165V164H18ZM64 165H67L68 166V170H67V168H65L64 167ZM110 166H111V164H109ZM24 170L26 171V173L24 172ZM59 175H60V177H62V178H58L59 177ZM14 176H17V177H15L14 178ZM55 176H56V179H55ZM27 177V179H30V178H28ZM116 177H119V180H117L116 179ZM207 178V177H206ZM19 179V178H18ZM20 179V180H21ZM50 180H52V182H50ZM254 180H255V178H254ZM9 181V182H10ZM22 181V180H21ZM30 181H32V180H30ZM29 180H26V182H25V180H23V182H25V188L24 189H21V187L20 186H16V187H18V188H20L21 189V191L22 190H26V192H28V196H27V194H24V196L22 195V196H20V197H22L23 199H22V201L19 203V202H17V200L15 201V199H16V191H17V193H18V191H20V189H17V188H15V189H13V190H10L12 187H13V185H15V183H11L10 182V184L8 183L6 186H11L12 185V187H10V189L9 188H6V186H5V184H0V210L2 209V210H4V211H6L7 212V214H6V216L5 217H3L2 215H0V230L2 231V233H4V234H7V235H11V236H14V237H16L18 240H20L21 241V243L24 245V247H26L27 248V250H29L36 258H37V260L41 263V264H64V261H63V257L66 259V257L64 256V254H65V252H64V248H60L61 246H63V244L62 243H60V241H59V243L58 242H56L55 241V239L57 238V231H55V230H57V229H55L56 228V225L54 226L53 225V223L51 224V222H50V224H51V226H49L48 224H47V222L51 219L50 218V216H48V218H50V219H47V222L45 223V225L44 224H42V223H44L43 221V213H45V210H47L46 208H48L49 207V205H50V203H52L53 201L52 200H50V199H52V198H48V197H45L46 199L45 200H47V203L45 204V203H43L44 201H40L39 200V202L38 203H36L37 205H35V207H34V205L32 206V207H30V206H28V204H31L29 201H31L30 200V197L31 198H33L34 197V192H37L38 191V189H37V185H36V183H33L32 184V182H30ZM201 181V180H200ZM206 181V180H205ZM210 181V180H209ZM256 181V180H255ZM0 182H4V181H0ZM17 183H19V180L18 181H16ZM211 182H213V181H211ZM241 182V181H240ZM253 182V181H252ZM214 183V184H213ZM212 184L214 185V189L216 190L217 188H219L220 190L224 187H221V186H219L218 184H215V182H213ZM237 183H238V181H237ZM256 183V182H255ZM20 184V183H19ZM197 184H199V183H197ZM201 184V183H200ZM208 184H210L209 182H208ZM212 184L209 186V188L212 186ZM236 184V183H235ZM244 184V183H243ZM264 184V183H263ZM17 185V184H16ZM23 185V184H22ZM237 185V184H236ZM238 185H239V183H238ZM237 185V186H238ZM253 185V184H252ZM3 186H5V188H3ZM24 186V185H23ZM39 186V187H40ZM124 186H126V188H127V190H125V188H124ZM196 186H199V185H196ZM230 186V185H229ZM45 187H49L50 189H51V187L50 186H48V185H46ZM44 187V188H45ZM200 187H202V186H200ZM233 186H231V189H232V191H234V189L232 188ZM236 187V186H235ZM238 187H240V186H238ZM237 187V188H238ZM243 186L241 185V188H242ZM249 187V186H248ZM248 187H246V188H248ZM254 187V186H253ZM47 188H45V190L47 189ZM55 188V187H54ZM193 188H195V187H193ZM227 189L229 188V187H226ZM236 188V189H237ZM245 188V187H244ZM243 188V189H244ZM245 188V189H246ZM200 189V188H199ZM212 189V188H211ZM214 189H212L213 191H214ZM224 189V188H223ZM227 189H225L224 191H222L223 193H224V195H222V197L224 196V198L223 199H221V197H219L218 195H216L217 197H218V200H216L217 201V203H215L216 201L215 200H213V201H215L214 203L217 205V208H216V210L215 211H217V213H216V215H215V220L214 221H212V217L214 216V214H213V216H209L208 218H210L211 217V221L210 222H216L217 224H218V228H220V230L217 232V233H219V232H223V233H225V234H234L235 233V231H237L236 230V227H235V225L239 222L238 221V218L241 216V215H239V213H242V211H241V209H243L244 207L245 208H249V207H251V206H246V205H248V204H245L246 202L244 201V202H241L240 200H238V199H236V197H234L233 198V196H234V193L233 192H231V189L229 188L228 190ZM238 189H240V188H238ZM250 189V188H249ZM252 189V188H251ZM253 189H255V187L253 188ZM260 190H261V188H259ZM120 191V205L119 206H116V202H115V200H116V192L117 191ZM137 190V191H136ZM194 190V189H193ZM196 191L198 190L197 188L195 189ZM195 190L193 191V193L195 192ZM212 190H211V192H212ZM230 190V191H229ZM42 191H43V189H42ZM225 191L226 192H229L230 193V195H225ZM242 191V190H241ZM246 191V190H245ZM248 191V190H247ZM254 190H252L251 191V193L253 192ZM262 191V190H261ZM25 192V193H26ZM199 192V191H198ZM198 192H195V194H196V196L198 197V195H197V193ZM203 192V191H202ZM201 192V193H202ZM215 192V191H214ZM237 192L238 193H240V191H238L237 190ZM236 191H235V193H237ZM244 192V191H243ZM242 192V193H243ZM257 192V191H256ZM255 191H254V193H256ZM22 193V192H21ZM205 193V192H204ZM216 193V192H215ZM233 194V196H231L232 194ZM238 193H237V196H238ZM245 193V192H244ZM251 193H249L250 195H251ZM254 193H252L253 195H254ZM258 193H259V191H258ZM10 194V197L9 198H7L8 197V195ZM13 194H14V196H13ZM19 194V193H18ZM37 194V193H36ZM172 194V195H173ZM199 194H200V192H199ZM213 194V193H212ZM217 194V193H216ZM41 195V194H40ZM171 195V194H170ZM169 195V196H170ZM194 195V194H193ZM236 195V194H235ZM242 195V197H243V195L244 194H239V196H241ZM248 195V194H247ZM247 195H246V197H247ZM253 195H251V196H248L249 198L250 197H252L253 198ZM256 195V194H255ZM26 196V197H25ZM30 196V197H29ZM33 196V197H32ZM47 196V195H46ZM143 196V195H142ZM168 196V197H169ZM176 196V197H175ZM195 196V197H196ZM200 197H201V195H199ZM204 196V195H203ZM202 196V197H203ZM212 196V195H211ZM257 196V195H256ZM17 197H18V195H17ZM24 197H25V199L26 198H29V200H28V202L26 201V203H22V202H24L23 200H25L24 199ZM38 197V196H37ZM199 197V198H200ZM201 197V198H202ZM213 197V196H212ZM212 197H208V199H211ZM241 197V198H242ZM255 197V196H254ZM258 197H259V195H258ZM53 198H55V197H53ZM126 198H128V196L126 197ZM144 198H146V196L144 195ZM143 198V199H144ZM160 198V200L159 201H161V206H158V205H160V204H158V199ZM205 198V197H204ZM239 198V197H238ZM240 198V199H241ZM243 198H245V196L243 197ZM242 198V199H243ZM252 198H251V200H252ZM261 198H262V195H261ZM36 199V198H35ZM34 199V200H35ZM42 199V198H41ZM58 199V198H57ZM140 199V198H139ZM198 199V198H197ZM206 199V198H205ZM205 199H203L202 198V201H205L206 202V200ZM213 199H214V197H213ZM247 198H245V199H243V200H246ZM258 199H260V197L258 198ZM20 200H21V198H20ZM36 200H38V199H36ZM168 200H169V198H168ZM201 200V199H200ZM238 200V201H237ZM242 200V201H243ZM249 200V199H248ZM257 200V199H256ZM255 200V201H256ZM3 201V203H1ZM50 201V202H49ZM52 201V202H51ZM63 201V200H62ZM130 201V200H129ZM142 201V200H141ZM144 201V200H143ZM147 201V200H146ZM164 201V202H163ZM189 201V200H188ZM247 201V200H246ZM253 201H254V199H253ZM253 201H252V203H253ZM37 202V201H36ZM134 202V201H133ZM163 202V203H162ZM187 202V201H186ZM201 202V201H200ZM204 202V203H205ZM209 202V201H208ZM54 203H55V200H54ZM57 203V202H56ZM55 203V204H56ZM62 203V202H61ZM138 203V202H137ZM136 202L134 203V205H135V211H136V208H138V207H140V206H138V204L140 203H138L137 204ZM143 203V202H142ZM157 203V204H156ZM171 204V205H169V204ZM202 203V202H201ZM210 203V202H209ZM209 203H207L206 202V204H204V205H202L203 207L206 205V206H208V204ZM247 203H250V202H247ZM259 203V202H258ZM21 204V206H23L22 207V209L21 208H17L19 205ZM23 204V205H22ZM45 204V205H44ZM130 204V202H128V205ZM133 204V203H132ZM211 204V203H210ZM210 204H209V206H210ZM213 204V203H212ZM211 204V205H212ZM251 204V203H250ZM254 204H255V202H254ZM254 204H253V206L252 207H254ZM32 205V204H31ZM39 205H42V206H40L39 207ZM52 205V204H51ZM58 205H60V204H58ZM127 205V206H128ZM164 205V206H163ZM215 205V206H216ZM255 205H257V203L255 204ZM262 205V204H261ZM20 206V207H21ZM61 206V205H60ZM130 206V205H129ZM143 206V207H142ZM166 206H167V208H166ZM188 206V207H187ZM208 206V207H209ZM42 207V208H41ZM134 207V206H133ZM133 207H131V209L133 208ZM202 207V208H203ZM257 207V206H256ZM13 208H15V209H13ZM28 208V209H27ZM29 208H35L34 210H36L35 212L37 213V212H39L42 216V219L41 220H43V221H41V225L44 227H46L47 225L49 226V227H52V228H50V230H51V232H53V231H55V233L54 234H57L56 236H53L54 234H52V237L54 238L55 237V239H53L52 237H50L51 235H49L50 234V231H48L47 230V232H49V234L47 233V234H43V235H41V237L39 238V239H37V237L36 236H40V234H41V230L40 231H36L38 228L35 226V227H33L34 229V234L32 233L33 231H31V232H27L26 231V229H24V227H25V225H27V224H25V223H23V224H25L24 225V227L22 226L23 224H21V228L22 229H20V227H19V224L21 223V222H24V221H22V219H20V217H19V214L20 213H23V215H25V219H26V223H29V224H31L32 222V220H34V219H32V216H31V219L30 218H27L28 217V215L30 216L32 213L33 214H35V212H34V210L33 209H30V211H29ZM201 208V209H202ZM205 208V207H204ZM244 208V209H245ZM255 208V207H254ZM50 209V208H49ZM60 209V208H59ZM66 209V208H65ZM65 209L63 208V209H60L59 211H64V214H65ZM130 209V210H131ZM206 209V208H205ZM204 209V210H205ZM209 210H210V208H208ZM208 209H207V211H208ZM212 209V210H213ZM260 209V208H259ZM133 210V209H132ZM157 210H159V211H157ZM214 210H213V212L212 213H214ZM249 209H247L246 211H248ZM253 210V209H252ZM16 211V212H15ZM33 211V212H32ZM42 211H44V212H42ZM134 211V210H133ZM138 212L140 211V209H138L137 210ZM163 211V212H164ZM199 211V210H198ZM241 211V212H240ZM244 211V210H243ZM250 211V210H249ZM249 211H248V213H249ZM258 211V210H257ZM32 212V213H31ZM141 212V211H140ZM202 212H203V210H202ZM211 212V211H210ZM210 212H208V214L210 213ZM251 212V211H250ZM48 213H49V211H48ZM150 213H148V216H150ZM212 213H210V215L212 214ZM244 213V212H243ZM252 213V212H251ZM0 214H1V212H0ZM16 214V215H15ZM38 214V213H37ZM199 214H200V212H199ZM204 215L205 213H201V215ZM23 215H21V216H23ZM45 215L47 216V214L45 213ZM61 215H63V213L61 214ZM96 214H94L93 213V218H94V216H95ZM137 215V214H136ZM202 215V218H200V219H202L203 220V217H205V216H207V215H205V216H203ZM244 214H242V216H243ZM39 216V215H38ZM241 216V217H242ZM45 217V216H44ZM67 217H69V216H67ZM102 217V216H101ZM160 218H161V214H160V216H159ZM158 217V218H159ZM201 217V216H200ZM244 217V216H243ZM34 218V217H33ZM39 218V217H38ZM47 218V217H46ZM191 218H194L195 220H193V221H191V223L193 224L191 227H190V219ZM244 218H246V216L244 217ZM247 218H248V216H247ZM28 219H30L29 221H28ZM40 219V218H39ZM45 219V218H44ZM66 219V218H65ZM165 219V220H164ZM199 218L197 219V222L200 220ZM205 219V218H204ZM254 219V218H253ZM257 219V218H256ZM264 219V218H263ZM52 220V219H51ZM50 220V221H51ZM103 220V221H102ZM113 220H115V219H113ZM154 220H156L155 222H154ZM168 220V222H166ZM201 220V221H202ZM209 220V219H208ZM207 220V221H208ZM240 220V219H239ZM260 220V219H259ZM88 221L89 222H91V223H93V224H90V223H88ZM102 221V222H101ZM105 221V222H104ZM172 221V222H171ZM204 221V220H203ZM202 221V222H203ZM241 221V220H240ZM244 221V220H243ZM249 221V220H248ZM262 221V220H261ZM39 222V221H38ZM125 222V223H124ZM177 222L176 223H174L175 224V226H176V224H177ZM205 222V221H204ZM203 222V223H204ZM254 222V221H253ZM256 222V221H255ZM258 222V221H257ZM34 223V222H33ZM35 223H36V221H35ZM35 223H34V225H35ZM49 223V222H48ZM97 223H99V224H97ZM136 223V224H135ZM157 223H155V224H157ZM201 223V222H200ZM203 223H201V224H203ZM207 223V222H206ZM206 223H204V224H206ZM208 223H209V221H208ZM207 223V224H208ZM244 223V222H243ZM263 223H264V221H263ZM47 224V225H46ZM61 224L62 223H60V225H59V227L61 226ZM73 224V223H72ZM153 224V225H152ZM174 224H172V227H170V228H176L177 229V227H175L174 226ZM184 224H186L185 225V227H184ZM198 224H199V222H198ZM204 224H203V226L202 227H204L205 228V226H204ZM33 225V224H32ZM33 225V226H34ZM69 225H71V224H69ZM68 225V226H69ZM90 225H93V226H90ZM97 225V226H96ZM121 225V226H120ZM134 225V228H135V230H143V229H141V228H143L144 226L146 227V228H150V229H152L151 231H148L145 227V229L147 230V231H145V229L142 231V232H140V231H133L134 229H133V226ZM139 226V229H136V227L135 226ZM140 225H142V226H140ZM150 225V226H149ZM151 225H152V227H151ZM161 225V224H160ZM179 225H177V226H179ZM196 225H197V223H196ZM195 225V226H196ZM216 225V224H215ZM214 225V226H215ZM243 225V224H242ZM260 225V224H259ZM31 226V225H30ZM29 226V227H30ZM39 226V225H38ZM42 226H40V228L42 227ZM53 226L55 227L54 229L55 230H52L53 229ZM96 226V227H95ZM149 226V227H148ZM157 226V225H156ZM174 226V227H173ZM201 226V225H200ZM213 226V225H212ZM263 226V225H262ZM26 227H28V225L26 226ZM90 227H92V228H90ZM182 227H184L183 229H182ZM206 227H210V229L212 228L211 227V225L209 226V225H207ZM36 228V229H35ZM47 228V227H46ZM88 228L86 229L85 228V230L87 231L88 230ZM138 228V227H137ZM200 228V227H199ZM217 228V227H216ZM215 228V229H216ZM29 229V228H28ZM42 229V228H41ZM60 229V230H61ZM133 229V230H132ZM207 229V228H206ZM31 230V229H30ZM39 230V229H38ZM202 230V229H201ZM204 230V229H203ZM248 230V229H247ZM246 230V231H247ZM83 231V230H82ZM98 231V230H97ZM156 231V230H155ZM210 231V230H209ZM38 232H40V234L39 235H37L38 234ZM43 232H44V229H43ZM45 232H46V230H45ZM60 232V234H62ZM64 232V233H65ZM168 232V231H167ZM241 232V231H240ZM90 233H92V232H90ZM98 233V232H97ZM149 233V234H148ZM214 233H216V231L214 232ZM238 233V232H237ZM76 234H77V236H76ZM99 234V233H98ZM210 234H211V232H210ZM224 234V235H225ZM249 234V233H248ZM63 235V234H62ZM151 235V236H150ZM209 235V234H208ZM212 235V234H211ZM218 235V234H217ZM221 235V234H220ZM223 235V236H224ZM78 236H82V238H81V240H77V237ZM90 237L91 236H93V235H89ZM88 236V237H89ZM95 236V235H94ZM93 236V237H94ZM166 236V237H165ZM210 236V235H209ZM222 236V235H221ZM59 237H60V235L58 236V240H60L59 239ZM63 237V236H62ZM79 237V238H80ZM101 237H103V238H101ZM217 237V236H216ZM232 237H233V235H232ZM151 238V242L148 240V239H150ZM167 238V239H166ZM171 238H173V240L172 241H175L174 239L176 238L177 239V234L175 233V234H173L172 235V237ZM197 238V237H196ZM204 238V237H203ZM64 239V240H65ZM201 240H203L202 238H200ZM223 239H225V237L223 238ZM57 240V241H58ZM63 240V239H62ZM63 240V241H64ZM164 240V239H163ZM162 240V241H163ZM204 240H205V238H204ZM209 240V239H208ZM215 240V239H214ZM218 240V239H217ZM66 241V240H65ZM150 243H149V242ZM161 241V242H162ZM184 242V240H181V241H177L178 242V244L177 245H179L180 247H181V245H182V247L180 248V249H182L183 248V244L185 243H183ZM186 241H188V242H186L187 243V245H188V243H191L192 242V240L189 242V240H186ZM200 241V240H199ZM213 241V240H212ZM223 241V240H222ZM95 242V243H94ZM133 242L135 243V245H136V243H137V246H135V248L136 249H134V245H132L133 244ZM154 242V244H152ZM160 242V243H161ZM164 241L162 242V243H164V244H166ZM181 242L183 243V244H181ZM203 242V241H202ZM65 243H67V241L65 242ZM130 243H131V245L132 246H129L130 245ZM160 243L158 242V244L160 245ZM161 243V244H162ZM175 243V242H174ZM173 243V244H174ZM180 243V244H179ZM193 243V245H195V242H192ZM62 244V245H61ZM82 244V246H84L83 248H81V247H79L80 245ZM94 244V245H93ZM156 244H157V242H156ZM163 244V245H164ZM201 244H203V243H201ZM221 244V243H220ZM231 243L229 242V245H230ZM61 245V246H60ZM65 245V244H64ZM93 245V246H92ZM150 245V246H151ZM172 245V244H171ZM228 245V246H229ZM48 246H49V248H48ZM51 246V247H50ZM60 246V247H59ZM142 246H144V247H142ZM146 246V247H147ZM150 246H148V247H150ZM169 246V245H168ZM172 246H175V245H172ZM179 246H175L176 248H178ZM184 246H185V244H184ZM191 246V245H190ZM195 246H197V245H195ZM206 244H204L201 248H202V250L204 251V249H205V251H208V247L209 246H207ZM213 246V245H212ZM219 246V245H218ZM232 246V245H231ZM65 247V248H66ZM138 247V248H137ZM152 247H156L157 248V245H154V246H152ZM161 248V247H163V246H158V248ZM164 247L166 248V246L164 245ZM188 247V246H187ZM197 247H199V246H197ZM196 247V248H197ZM224 247H225V244H224ZM54 250V252L51 250ZM145 248V249H144ZM151 248V247H150ZM158 248L156 249V252H157V250H158ZM185 248H186V246H185ZM223 248V247H222ZM155 249V248H154ZM173 249V248H172ZM179 249V250H180ZM188 249H191V248H187V251H188ZM198 249V248H197ZM214 249V247L212 248V250ZM152 250H153V248H152ZM162 250H163V248H162ZM168 250H170V248L168 249ZM167 250V253L169 252ZM178 250V249H177ZM176 250V251H177ZM196 250V249H195ZM210 250H211V248H210ZM209 251L208 253H203V252H201L202 253V255H204L203 257H205L206 258V260L204 259V261H203V263L202 264H208V262H209V264H213L214 262H213V257H212V253H213V251ZM223 250H225V248L223 249ZM160 250H158V252H159ZM174 251V250H173ZM173 251H170L169 252V254H171V252H173ZM182 253H183V251L184 252H186V250H184V248H183V251L182 250H180ZM232 251V250H231ZM230 251V252H231ZM67 252V251H66ZM158 252H157V254H158ZM162 252V251H161ZM161 252H159V253H161ZM175 252V251H174ZM173 252V253H174ZM194 252V249H192V254H196V253H193ZM212 252V253H211ZM230 252L228 251H226V254H225V251H223L222 252V258H224V259H226V257H229L230 256ZM240 252H241V250H240ZM239 252V253H240ZM44 253V254H43ZM171 254V256H170V258L169 259H171V257H172V259H171V262L172 261H174V256H175V258L177 257L176 255H177V253H174V254ZM187 253H189L188 255H191V252L189 251V252H187ZM200 253V254H201ZM218 253V252H217ZM216 253V255H218ZM47 254H49V255H47ZM59 254V255H58ZM162 254V253H161ZM160 254V255H161ZM183 254H186V253H183ZM221 254V253H220ZM231 254H233V253H231ZM241 254V253H240ZM46 255V256H45ZM67 255V254H66ZM72 255V256H71ZM160 255H158V256H160ZM162 255H164V254H162ZM161 255V258H163V256ZM168 255V254H167ZM174 255V256H173ZM179 255V254H178ZM197 255V254H196ZM214 255H215V253H214ZM166 255H164V257H165ZM169 256V255H168ZM168 256H166V257H168ZM180 256H182L181 254H180ZM180 256H178V258H180ZM184 256H187V254L186 255H184ZM245 256V255H244ZM156 257H157V255H156ZM190 257V256H189ZM195 257V256H194ZM216 257V256H215ZM218 257H219V255H218ZM218 257H217V259H218ZM158 258H160V257H158ZM161 258L159 259V260H161ZM177 258V259H178ZM201 257H199L198 256V259H200ZM210 258V259H209ZM245 258V257H244ZM247 258V257H246ZM68 259H69V256H68ZM153 259V260H152ZM163 259H165V258H163ZM177 259H176V261H177ZM67 260V259H66ZM201 260V259H200ZM228 260V259H227ZM194 261V260H193ZM219 261V260H218ZM221 261V260H220ZM219 261V262H220ZM162 262V261H161ZM170 262V263H171ZM175 262V261H174ZM195 262V261H194ZM223 262H225V261H223ZM67 263V262H66ZM113 263V262H112ZM198 263V262H197ZM114 264V263H113ZM166 264V263H165ZM167 264H169V263H167ZM173 264H176V262L175 263H173ZM177 264H178V261H177ZM201 264V263H200Z\"/></svg>",
	"mask_w": 264,
	"mask_h": 264
},
{
	"label": "snow or ice",
	"instance_id": "3",
	"mask_svg": "<svg viewBox=\"0 0 264 264\" xmlns=\"http://www.w3.org/2000/svg\"><path fill=\"white\" fill-rule=\"evenodd\" d=\"M97 7H101L100 4H97ZM135 31V29H132ZM117 37H119V33H117ZM95 44V42H93ZM115 45H111L110 47H114ZM136 65V67H139L138 62H134L131 59L125 62V64H122L120 66V72H121V80L120 82L116 83L113 85L112 91H111V99L108 101L109 107H115L113 104V101H116L120 104L127 103L129 106V109L131 111H135V105L131 100V91L129 89V85H132L135 87L136 91L138 92H144L145 93V98L147 101L152 102V103H163L166 102L167 100L172 99L177 93L175 92H170L168 89H164L161 91L160 89H156L150 86V80L151 77L149 76L148 80L143 79L142 77L136 75V68L133 67V65ZM125 70L127 71V75H125ZM157 72H159V69H156ZM27 73L25 74V76ZM22 77L21 79H23ZM85 80H87V76L85 77ZM15 87V86H14ZM228 93L233 94V103L237 108L243 107V102L240 98L235 96V92H233L232 88H225L224 89ZM79 93V87L77 86V90L73 91V86H69L66 89L61 88L58 91L57 96L53 97L48 103L50 105V110H49V121L51 123H59L60 120L63 119H76L75 112L82 111V104H83V98L80 97L79 100L77 101ZM126 97V98H125ZM259 99V97H256ZM185 109L186 112L188 113V108L191 107V105L194 103L192 100L191 96L189 94L185 95ZM77 101V102H74ZM44 107V105H37L33 109V115L37 118V120L40 119L42 113H41V108ZM63 109V111H61ZM72 110H75L72 111ZM195 111V109H193ZM87 131V129H85ZM228 139V135L226 134L224 137L221 139V145L224 149H226V145H223V140ZM262 139H264V136H262ZM64 147V155H71L70 149L71 145L70 144H65L63 145ZM76 150H80V141H77L76 145ZM204 157L206 159L203 161L205 164H208L209 161H217V160H222L224 157L221 156L220 151H216L215 154L212 152L205 151L203 153ZM230 155H236L237 158L240 157L241 154L239 153H230ZM100 161H97V165H99ZM211 165L209 164V167ZM65 168L68 170V166L64 165ZM69 171V170H68ZM237 180L242 181V177L239 174V167H237ZM71 176L69 179L71 180V183L68 185L69 191L65 193V195L71 199L72 196L77 192V190L83 191L89 187L91 184L93 186L94 191H101V189H109V185H112L114 183L112 177L114 176V172H111L107 174L106 176L102 177L99 181H92L90 176L88 175L87 171L84 170L81 166L76 165L74 170L71 171ZM117 180H119V177H116ZM186 179H190L193 184L197 183V177L193 173L189 172L186 176ZM235 186V185H234ZM165 188L170 187L168 184L164 185ZM125 190H127L126 186H124ZM239 190V189H237ZM225 195H230L229 192H225ZM116 206L120 205V191L118 190L116 192ZM67 207V205H65ZM113 215H115V212H113ZM87 235V233H85ZM206 239H209L208 236L205 237ZM232 239L231 234H225V240L229 241ZM158 243V241H157ZM214 251H217V247L213 249ZM219 248V252H220ZM225 254H226V249H225ZM260 256L264 257V251L260 252ZM251 264L249 261H245L244 257H240L236 255L235 253L233 254L232 258L224 262V264Z\"/></svg>",
	"mask_w": 264,
	"mask_h": 264
},
{
	"label": "crops",
	"instance_id": "4",
	"mask_svg": "<svg viewBox=\"0 0 264 264\" xmlns=\"http://www.w3.org/2000/svg\"><path fill=\"white\" fill-rule=\"evenodd\" d=\"M80 260V261H79ZM68 264H109L107 256H79ZM78 261V262H77ZM112 262H114L112 260ZM0 264H41L16 237L2 233L0 230Z\"/></svg>",
	"mask_w": 264,
	"mask_h": 264
}]
</instances>
